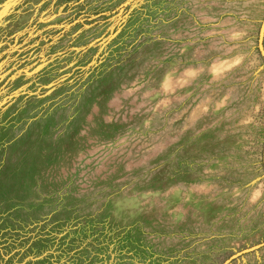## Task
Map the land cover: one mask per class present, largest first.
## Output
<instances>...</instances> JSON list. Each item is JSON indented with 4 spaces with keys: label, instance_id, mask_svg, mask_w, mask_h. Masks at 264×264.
<instances>
[{
    "label": "rangeland",
    "instance_id": "rangeland-1",
    "mask_svg": "<svg viewBox=\"0 0 264 264\" xmlns=\"http://www.w3.org/2000/svg\"><path fill=\"white\" fill-rule=\"evenodd\" d=\"M264 0H0V264H264Z\"/></svg>",
    "mask_w": 264,
    "mask_h": 264
},
{
    "label": "water",
    "instance_id": "water-1",
    "mask_svg": "<svg viewBox=\"0 0 264 264\" xmlns=\"http://www.w3.org/2000/svg\"><path fill=\"white\" fill-rule=\"evenodd\" d=\"M262 34H260V36H259V42H258V45H259V48H260V51H261V53H262V56H263V58H264V51H263V49H262V47H261V43H262ZM263 164H264V157H263Z\"/></svg>",
    "mask_w": 264,
    "mask_h": 264
}]
</instances>
